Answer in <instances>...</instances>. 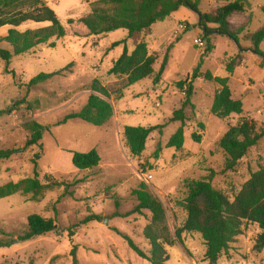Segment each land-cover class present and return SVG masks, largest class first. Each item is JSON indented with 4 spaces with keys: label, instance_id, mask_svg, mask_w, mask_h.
<instances>
[{
    "label": "rangeland",
    "instance_id": "1",
    "mask_svg": "<svg viewBox=\"0 0 264 264\" xmlns=\"http://www.w3.org/2000/svg\"><path fill=\"white\" fill-rule=\"evenodd\" d=\"M45 1L65 27L66 36L53 38L50 42L54 47H37L14 56L9 63L0 58V150H15L9 159L0 162V186L33 177L35 171L42 183L53 180L65 185L48 189L37 199L32 194L20 193L0 199V242H10L0 247V264H73L74 249L77 264H150L112 230L117 228L128 234L149 254L150 245L143 230L149 223L150 213L113 215L116 212L124 215L134 207L136 202L131 192L141 183L163 203L172 232L185 220L181 206L186 193L185 180L213 175L212 184L233 199L250 174L264 167V138L232 171L224 170L225 154L219 141L229 126L236 125L243 117L264 128V64L250 50L252 42L245 37L240 36L237 44L227 36L212 35L214 48L210 54L203 55L202 71L228 77L233 97L242 100L244 113L227 119L214 116L211 108L219 86L197 79L192 98L195 110H186L185 143L180 150L168 148L170 138L181 126L180 122H169L184 98L176 84L192 71L208 46L200 29L199 14L182 7L152 26L144 39L149 53L158 58L156 72L171 46L162 80L157 86L153 84V77L128 86L125 76L109 74L125 44L112 46L127 40L128 32L121 29L107 35H91L79 19L91 12L96 0ZM234 1L200 0L199 10L208 13ZM261 6L264 0H252L246 15L234 14L229 18L231 27L238 29L248 24L251 17L247 30H259L264 25ZM47 26L48 23L28 22L16 29L26 31ZM11 28H0V49L12 52V47L1 41ZM196 39L206 44L201 47L195 44ZM126 46L131 52L133 41L127 40ZM260 49L264 53V42ZM239 54L241 61L234 73L229 74L226 65ZM60 71L59 75L29 88V82L36 76ZM95 79L111 92L113 118L103 127L81 120L57 125L86 105ZM33 122L52 127L44 131L38 145L27 148L25 142L31 136ZM200 123L203 128L199 127ZM157 125L165 127L149 135L140 156L132 155L124 128ZM193 133L201 136L200 143L192 139ZM93 149L101 156L99 166L88 172L76 169L72 153H88ZM147 175L152 179L145 182ZM114 198L120 200L119 208ZM33 214L53 219L57 229L30 241H21L19 237L26 231L28 217ZM92 214L102 219L74 227ZM71 231L75 232L72 236ZM259 232L257 225L246 224L243 234L217 264H264V249H255ZM183 238V245L176 243L167 247L166 264H209L202 237L184 233Z\"/></svg>",
    "mask_w": 264,
    "mask_h": 264
},
{
    "label": "trees",
    "instance_id": "2",
    "mask_svg": "<svg viewBox=\"0 0 264 264\" xmlns=\"http://www.w3.org/2000/svg\"><path fill=\"white\" fill-rule=\"evenodd\" d=\"M252 0H236L223 6H218L208 13H201L199 10L200 0H96L92 3L91 12L79 19L89 33L94 36L107 35L117 30L128 32L127 40L133 41V50L128 51L127 40L116 42L112 47L125 44L122 55L114 62L109 71L113 76H125L127 85L132 86L153 77V84L157 86L161 80L168 63L167 49L158 72H156L157 56L150 54L147 41L152 26L160 21L166 20L174 12L182 7L191 9L199 14L200 29L204 39L207 41V48L202 54L197 65L187 73V75L177 82V88L184 94L181 107L172 113L169 122H180L181 126L170 138L167 147L180 150L185 143L184 127L187 119L186 110H195L192 102L194 96V83L197 79L214 83L219 86L213 97L211 112L219 119H227L231 115H242L244 105L241 99L233 97L229 86V78L215 76L211 71H202L204 64L203 55L210 54L214 48L211 44L212 35L227 36L240 44L241 38L250 40L252 47L250 50L259 56L264 64V53L260 46L264 42V25L257 31L251 32L248 25L251 23L249 17L248 24L233 29L229 18L234 14L246 15L251 7ZM264 14V6L260 7ZM33 23H48L49 26L39 29H27L19 31L16 28L21 25ZM4 26L12 27L8 34L1 38L12 47V52L0 49V58L9 63L14 56L26 54L37 47L55 44L50 41L61 39L66 36V29L58 19V16L51 9L45 0H0V28ZM190 25H188L189 28ZM241 54L232 58L226 65L229 74H233L235 68L241 61ZM60 72L52 74H40L33 78L28 86L35 87L44 83ZM91 94L86 105L78 112L68 114L60 120L57 125H62L71 120H81L96 127L105 126L114 116V107L109 102L111 92L99 80L95 79L90 86ZM52 126H43L38 122L30 125L31 136L25 142V147L38 145L43 138L44 131ZM165 125L152 127H132L124 128V136L128 143L130 152L134 156H140L146 149V142L149 135L156 130H161ZM203 128V124H199ZM264 138V128H259L257 122L243 117L236 124L229 126L225 134L219 141V147L225 154L224 170H234L240 161L248 153L259 145ZM192 139L200 143L201 136L192 134ZM15 150H0V162L9 159ZM160 148L156 151L157 158ZM73 166L84 172H88L99 166L101 156L96 149L88 153L73 152ZM37 157V156H36ZM39 156L37 157V159ZM213 175L200 179H188L184 181L186 189L185 197L181 201V206L185 212V220L182 225L172 232L167 211L161 200L152 194L145 183L131 192L135 199L134 207L122 215L116 212L113 216L128 217L132 214H142L144 211L150 213L149 223L143 230L145 239L150 245V252L146 254L126 233L117 228H112L114 233L122 237L129 248L139 257L147 260L150 264H166L169 259L167 247H172L176 243L184 244V233L199 234L206 246L205 258L209 264H217L219 258L228 253L230 246L240 235L243 234L246 224H255L260 228L255 249H264V167L250 174L249 179L241 186V189L233 196V199L225 195L221 190L212 184ZM65 185L60 182L47 181L42 183L35 171L33 177L24 178L18 182H9L0 186V199L10 197L15 194L32 196L37 199L46 190L56 186ZM116 208L121 206L119 199H115ZM102 218L97 214L86 217L81 222L74 225L75 228L87 224L90 221H100ZM55 221L51 218H44L41 215L33 214L28 217L27 229L21 241H30L35 238L45 236L56 231ZM71 231V236L74 235ZM3 234H5L3 232ZM10 242H0V247L8 245ZM73 264H77L75 249L72 251Z\"/></svg>",
    "mask_w": 264,
    "mask_h": 264
},
{
    "label": "built area",
    "instance_id": "3",
    "mask_svg": "<svg viewBox=\"0 0 264 264\" xmlns=\"http://www.w3.org/2000/svg\"><path fill=\"white\" fill-rule=\"evenodd\" d=\"M195 44L203 47L206 44V42L204 40H202V39H196L195 40ZM151 179H152V176L151 175H147L145 177V182H148V180H151Z\"/></svg>",
    "mask_w": 264,
    "mask_h": 264
},
{
    "label": "crops",
    "instance_id": "4",
    "mask_svg": "<svg viewBox=\"0 0 264 264\" xmlns=\"http://www.w3.org/2000/svg\"><path fill=\"white\" fill-rule=\"evenodd\" d=\"M179 11H180V9H179L178 11L174 12L173 14H175V13H177V12H179ZM173 14H172V15H173ZM185 21H187V20H185ZM199 32H200V31H199ZM259 64L261 65V63H260V62H259Z\"/></svg>",
    "mask_w": 264,
    "mask_h": 264
}]
</instances>
